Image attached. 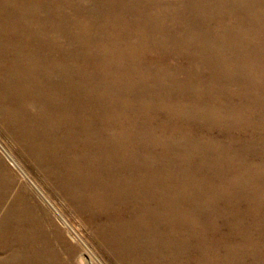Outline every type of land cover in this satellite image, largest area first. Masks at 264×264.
Instances as JSON below:
<instances>
[{
  "label": "bare ground",
  "instance_id": "bare-ground-1",
  "mask_svg": "<svg viewBox=\"0 0 264 264\" xmlns=\"http://www.w3.org/2000/svg\"><path fill=\"white\" fill-rule=\"evenodd\" d=\"M233 84L236 89L231 88ZM94 93L102 96L97 102L103 109L110 108L106 98L119 93L126 99L147 102L151 110L163 112L162 142L170 141L167 130L171 128V133L178 134L172 139L174 147L197 142L200 148L214 149L220 164L225 151L237 145L250 147L253 140L246 133L253 128L254 112L264 103V0H0V113L26 128L21 130L22 138L31 140L39 155H47L48 142L54 139L61 145L85 147L87 156L95 153L102 167L108 168L117 157L122 160L115 169L128 168L133 177L109 176L106 184L114 194L135 199L128 209L132 216L123 228L129 230L134 224L144 230L140 239L146 235L149 242L147 248L131 243L130 251L128 246H120L125 242L120 238L119 244L115 242L118 249L128 254L134 250L135 256L140 251L150 264H159L150 250L158 254L161 264L163 252L172 256L167 264H186L178 261L183 257L189 263L211 264L219 245L205 244L204 229L197 230L195 218L188 210H183L186 215L182 218L176 216L168 207L173 202L176 207V201L167 203L169 197L163 195L164 188L173 193L184 179L177 181L178 174L169 175L168 187L157 186L155 166L146 157L141 161L131 158L125 147L128 144L121 143L119 136L100 140L92 110L96 104L83 106L77 96L87 98ZM27 103L36 105V114ZM122 106L131 107L126 102ZM45 119L48 128H44ZM28 121L37 126L28 129ZM215 124L223 139L210 135ZM143 140L148 142L146 137ZM72 150L70 164L82 163L84 174L86 156ZM257 163L243 165L247 172L264 174L263 162ZM68 176L76 174L69 172ZM67 181L75 187L76 179L67 177ZM159 187L162 195L154 192ZM20 206L18 212L4 208L0 245L7 260L26 264L22 258L26 253L38 254L34 248L38 233L30 225L32 220L20 214L29 211L27 205ZM16 212L21 220L12 228L7 221L16 219ZM237 244H232L230 253L237 251Z\"/></svg>",
  "mask_w": 264,
  "mask_h": 264
},
{
  "label": "rangeland",
  "instance_id": "rangeland-1",
  "mask_svg": "<svg viewBox=\"0 0 264 264\" xmlns=\"http://www.w3.org/2000/svg\"><path fill=\"white\" fill-rule=\"evenodd\" d=\"M81 62L79 59V63ZM231 88L236 89L237 86L233 84ZM102 93L103 96L106 94ZM77 96L82 98L83 106L91 104V102L96 104L92 110L97 115L98 124L95 126L97 137L100 140H106L112 136H119L122 139L121 143L128 144L125 147L130 152L131 158L141 161L146 157L148 162L155 166L156 173L153 180H157V186L166 185L168 187L171 184L170 176L173 177L177 174L180 176L176 178L177 181L180 178L184 179L178 181L180 185L173 193L166 191L167 189L163 187L165 191L163 195L169 197L167 198L169 201L165 199L167 203L176 201V207L179 208L175 207L174 202L173 205L169 204L170 206H168L172 211L174 210L173 213H177H174L176 216L182 218L181 216L186 215L183 214V210L186 212L188 210L187 214L195 218L197 230L204 229L205 244L208 243L214 247L219 245L218 252L214 253L211 264H261L262 262L264 264V174L254 175L246 170V167L253 163L263 162L264 164V159L262 160L264 158V103L260 110L256 109V113L254 112L253 128L246 133L253 140L249 142L250 147L237 145L235 148H229L230 150L225 151L227 154L224 153L226 156H222L226 164L224 160H221L219 164V161L216 160V152L212 151L214 149L200 148L197 142H194L193 145L181 142L180 145H176L178 147H174L172 139L178 138V134L171 133V128L167 130L170 141L162 142L163 112L151 110L147 102L141 103L134 98L126 99L119 93V96H112L113 99L107 97L106 103H111L110 108L103 109L97 102V100H102L101 95L89 94L87 98L86 95H83L84 97ZM122 102L131 105L129 110L122 106ZM26 106L36 114V105L29 103ZM4 114L0 113V200L3 204L2 207L0 206V217L4 208L14 209L18 212V208H21L20 205L22 207L27 205L28 207L25 208L27 211L29 210L28 214H20L29 218V221L32 220L30 225H33L32 229L38 233L35 239L36 247L34 246L38 254L34 255L35 253H33L28 256L26 253V256L22 257L23 262L26 264H35L36 262V264H150L148 257L140 251L135 256V253H132L134 250L128 254L115 245V242L119 244L120 238H122L121 242H125L120 246L123 248L128 246L131 251V243L132 246H136L138 243L142 246L144 244L147 248L149 242L146 235L145 239H140L142 238L141 231L144 230H140L134 224L129 230L123 228L132 216V214L129 215L128 209L133 203L132 200H135L133 191L129 193V195L132 194L130 197L133 199L124 198L121 194H114L111 187H107L106 184L109 182V176L133 177V173L128 171V168L115 169V164L121 163L122 160L117 157V162H111L112 166L102 167L98 164L95 153L92 152L93 154L87 156L88 151L85 147L73 148V144L61 145L54 139L48 142V156L46 154L39 155L32 148L31 140L27 137L26 140L22 138L23 131L21 130H26V128L21 129V124ZM28 122L25 123L28 129L32 130L37 126L34 122ZM46 124L45 119L44 128H48ZM260 125L262 126L260 127ZM217 128L216 124L213 125L215 133L212 132L210 135L223 139ZM51 135L52 132H49L48 136ZM145 137L148 142L143 140ZM71 149L77 151V154H85L84 174L81 171L82 163L79 165L75 163L71 166ZM73 150L72 152H74ZM225 167L227 168L224 169ZM106 171H109L108 174ZM69 172L75 173L76 176H68ZM67 177L76 179L75 187L71 188L68 185ZM250 178L254 179L251 181ZM162 180L163 182H161ZM234 181H238L239 184L234 185ZM184 185L186 186L183 187ZM159 190L162 192L160 187L154 192L159 195L161 194ZM17 212L16 219L7 221L12 228L17 220L20 224L21 219ZM26 223L29 226L27 221ZM28 228L30 229V227ZM28 228L27 230H29ZM9 229L12 231L11 228ZM7 232L9 234V231ZM28 233L30 234L31 231ZM220 238L222 239L219 240ZM218 241L221 243L217 244ZM236 242L239 246L237 251L230 253ZM28 244L30 245V243ZM0 247V258L2 259H0V264L7 262V264H18L17 259L7 260L8 254L2 250L1 245ZM150 253L154 256L151 258H155V261L159 260V264H161L162 260L158 259V254L152 253L151 250ZM233 255L235 256L233 257ZM171 257L163 252V264L172 262ZM34 258L37 259L34 260ZM185 259V257L178 258V261L194 264Z\"/></svg>",
  "mask_w": 264,
  "mask_h": 264
}]
</instances>
